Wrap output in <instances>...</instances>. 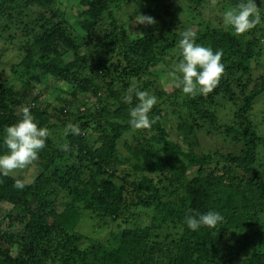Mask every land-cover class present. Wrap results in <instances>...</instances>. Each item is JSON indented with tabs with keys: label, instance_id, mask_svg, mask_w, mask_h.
Wrapping results in <instances>:
<instances>
[{
	"label": "trees",
	"instance_id": "1",
	"mask_svg": "<svg viewBox=\"0 0 264 264\" xmlns=\"http://www.w3.org/2000/svg\"><path fill=\"white\" fill-rule=\"evenodd\" d=\"M143 1L156 23L133 38L116 19L125 0H80L82 34L56 0H0V39L13 42L14 26H22L13 79L0 78V155L8 152L5 129L22 119L24 106L50 132L34 161L39 174L23 190L14 188L17 178L0 174V205L10 207L2 216L9 224L0 215V264H264V137L247 116L264 99V77L256 74L264 59V0H254L261 23L241 35L203 16L213 0H194L195 42L223 51L224 73L207 96L181 100L178 93L166 99L157 81L145 77L174 61L185 29L160 0ZM34 77L63 85L56 103L33 94ZM133 81L157 98L150 129L129 125L138 101L134 96L129 105L124 96ZM226 103L238 107L230 126L215 114ZM176 121L186 152L169 139L168 123ZM69 123L81 134L64 136ZM199 131L241 149L199 154ZM65 144L67 151L60 148ZM189 209L219 212L224 220L192 231ZM137 210L150 213L149 224L141 226ZM84 214L117 230L104 243L92 240L76 232Z\"/></svg>",
	"mask_w": 264,
	"mask_h": 264
},
{
	"label": "rangeland",
	"instance_id": "2",
	"mask_svg": "<svg viewBox=\"0 0 264 264\" xmlns=\"http://www.w3.org/2000/svg\"><path fill=\"white\" fill-rule=\"evenodd\" d=\"M59 9L66 15L67 21L70 24V27H72L77 33L82 34L83 31H81L82 26V19L80 18V14L83 10V7L80 5V0H56ZM161 3L168 8V12L170 11L171 14L175 17L177 21H179L185 30H192L193 32L197 31V23L199 20L195 19V9L197 8L196 2L194 0H160ZM207 1V0H206ZM223 0H215V3H213L211 6L207 7V9L203 10V16L211 17L212 25H222L223 23V13L231 8L225 6L222 4ZM219 3V4H218ZM148 3L144 2L143 0H136L134 2H128L125 0L123 2V5L120 10H117L116 12V19L119 25H121L126 31L127 34H129L131 37L135 38L137 36H142L147 33V26L148 25H136L133 23L135 16L138 14L146 15V11L149 9ZM200 9V7H198ZM222 9V10H221ZM209 10V13H208ZM167 19V16L165 17ZM2 20V19H1ZM222 21V22H221ZM24 22H30V18H24ZM221 22V24H220ZM3 25L6 23L2 22ZM1 24V21H0ZM177 22H174V25H176ZM14 26V25H13ZM226 29H230V26H225ZM15 29H17L16 38L13 42L6 41L5 39H0V78L2 80H12V66L16 63H19L21 60V53L18 50V45L20 44L21 39V25H15ZM9 31L5 34V36L9 35ZM256 53H258L259 49H255ZM180 56V49L175 50L174 52V61L168 62V60L165 63L160 64L157 68L151 69V76H146V80L149 78L152 81L155 82V85H157L158 89H160L164 93V97L167 99L170 97L169 95L176 96V93L179 95V100H181L183 97H191L183 94L181 89L175 88L169 77L168 72L172 71L175 67V65L178 63L176 59ZM257 76L258 77H264V59L261 60L260 65L257 69ZM156 76V77H155ZM144 78V79H145ZM158 78V79H157ZM33 83L36 85V90L33 94H43L44 97H46L45 102L48 103H56V98L59 95V92L57 89H61L63 85H51L49 80H37L36 77L32 79ZM15 82V80H14ZM136 85H139L137 81ZM17 84V87L20 86V83H14ZM65 87V86H64ZM67 95V94H65ZM63 94V96H65ZM200 94H197L194 98L198 99ZM207 96V95H203ZM95 101V100H93ZM162 101V99H161ZM171 101V99H170ZM172 102V101H171ZM57 105V104H56ZM168 109H171V106H168ZM209 110V107L206 108ZM238 109V107H234L231 104L226 103L225 105H222V107L215 109V114L219 117L220 122L225 123L226 125H233V114ZM251 121L254 123H257V132L264 137V99L263 102L257 103L252 111L249 112L247 115ZM197 118V117H196ZM196 120V119H195ZM171 121V120H169ZM197 122L199 123L200 120L197 119ZM178 125V122H169L168 123V130L170 132L169 139L172 140L175 143L181 144L183 146L184 151H188V147L186 143L183 142V134L178 132L176 130V127ZM220 131L214 130V134H218ZM144 134V133H143ZM199 134L197 136V139L199 140L200 147L196 150L199 154H208V153H214L216 151H220L221 154L225 155L228 152H238L239 149H241L240 145L233 144L230 141L226 140L223 136L220 135L216 136H210L207 137L204 132L199 131ZM130 138L126 137L125 142H130ZM123 142L121 143L120 147L122 149ZM124 152V151H123ZM128 155V154H127ZM259 162L260 164L264 165V146L260 149L259 154ZM39 174L38 167L33 162L32 165L28 166L26 169L23 170H14L13 172L9 173V175L13 178L25 180L26 183H31L34 178L37 177ZM10 210L9 206L6 205H0V215H1V222L2 216H5V212ZM134 213L139 214L140 220L143 221L141 226H145L149 224V217L150 213L146 211H133ZM122 223V222H121ZM5 225L9 224V222L3 223ZM122 228L118 229L121 230ZM117 230L115 225L113 227H99L97 225V222L93 220V218L89 214H84L81 218V221L79 222L76 232L89 237L92 240L104 243L108 239L109 234ZM177 231V230H176Z\"/></svg>",
	"mask_w": 264,
	"mask_h": 264
},
{
	"label": "clouds",
	"instance_id": "3",
	"mask_svg": "<svg viewBox=\"0 0 264 264\" xmlns=\"http://www.w3.org/2000/svg\"><path fill=\"white\" fill-rule=\"evenodd\" d=\"M215 3V0H213ZM136 25H154L156 21L151 16L138 14L133 21ZM223 23L234 29L235 34L241 35L254 29L261 23L260 8L254 0H240V3L223 13ZM182 38L178 42L182 59L168 72V77L175 88L181 89L183 94L195 97L197 94L207 95L219 84L224 73V65L221 63L223 51H213L195 42V33L185 30L181 33ZM138 101L129 109V125L133 130H146L152 127L153 120L149 118L157 98L147 91L137 87L135 81L128 87L124 102L131 105L133 97ZM22 119L5 129L4 144L7 154L0 155V174L8 176L14 170H23L32 165L38 159V153L46 146V140L50 135L47 128L38 127L34 122L30 108L22 107ZM80 135L78 125L69 123L63 130L64 136L69 134ZM61 150L67 151L68 145H60ZM26 181L16 179L14 188L23 190ZM224 217L215 211L205 214L195 213L189 209L185 217L187 227L192 231L201 226L215 228L223 222Z\"/></svg>",
	"mask_w": 264,
	"mask_h": 264
},
{
	"label": "bare ground",
	"instance_id": "4",
	"mask_svg": "<svg viewBox=\"0 0 264 264\" xmlns=\"http://www.w3.org/2000/svg\"><path fill=\"white\" fill-rule=\"evenodd\" d=\"M102 177V176H101ZM98 211V210H97Z\"/></svg>",
	"mask_w": 264,
	"mask_h": 264
}]
</instances>
